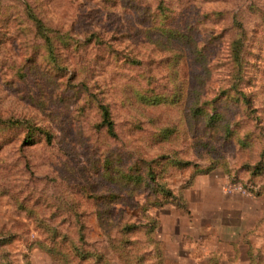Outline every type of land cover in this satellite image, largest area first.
Wrapping results in <instances>:
<instances>
[{
	"label": "rangeland",
	"instance_id": "obj_1",
	"mask_svg": "<svg viewBox=\"0 0 264 264\" xmlns=\"http://www.w3.org/2000/svg\"><path fill=\"white\" fill-rule=\"evenodd\" d=\"M0 264H264V0H0Z\"/></svg>",
	"mask_w": 264,
	"mask_h": 264
},
{
	"label": "trees",
	"instance_id": "obj_2",
	"mask_svg": "<svg viewBox=\"0 0 264 264\" xmlns=\"http://www.w3.org/2000/svg\"><path fill=\"white\" fill-rule=\"evenodd\" d=\"M102 112H103V116H104V122L110 127V129H112L113 131V121H111L110 119V112L107 106L102 105L101 106ZM186 164H190V162H185Z\"/></svg>",
	"mask_w": 264,
	"mask_h": 264
}]
</instances>
